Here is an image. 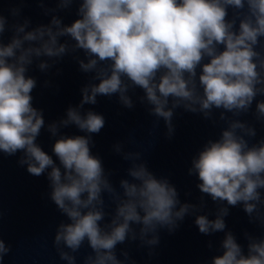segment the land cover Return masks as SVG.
<instances>
[{
  "label": "clouds",
  "instance_id": "clouds-1",
  "mask_svg": "<svg viewBox=\"0 0 264 264\" xmlns=\"http://www.w3.org/2000/svg\"><path fill=\"white\" fill-rule=\"evenodd\" d=\"M46 2L39 0L41 6ZM55 3L57 7L45 9V14L76 3L78 18L65 25L52 15L48 24L30 29L29 19L21 22L19 8L10 9L12 23L0 12V152L22 153L18 164L32 176L47 173L49 198L68 221L55 230L59 258L77 264L76 254L87 241L91 253L83 264H127L128 252L122 251L124 259H119L118 245L138 240L152 256L161 230L174 233L186 216H194L201 234L225 233L223 252L211 264H264V237L246 232L245 254L234 234L225 231L224 219L228 206L241 205L250 222L264 225V138L250 143L256 128L238 118L255 102V118L264 122V99H257L264 96V55L257 50L264 38V0ZM5 32L12 33L7 43ZM77 51L85 56L74 57L80 70L93 75L81 88L80 103L46 124L43 110L32 103L37 81L28 75L29 68L38 62L39 70L46 72ZM136 88L143 90L138 100L157 118L156 125L163 120L169 139L175 133L176 109L225 125L219 138L209 139L192 158L188 169V175L197 176L200 193L221 205L215 219L200 214L206 207L203 195L199 203L182 202L175 185L150 171L140 152L125 151L122 143L113 146L130 162L128 178L120 179L119 188L102 160L92 154V135L105 127V118L82 111L84 105H95L98 96L116 95L122 106L132 109L129 92ZM72 125L86 135L60 134ZM45 128L57 137L52 152L59 165L37 143ZM105 194L114 205L112 212L105 210ZM10 251L0 236V262Z\"/></svg>",
  "mask_w": 264,
  "mask_h": 264
}]
</instances>
